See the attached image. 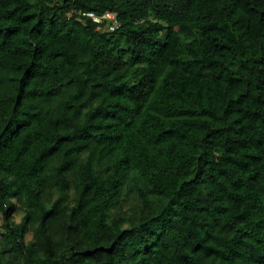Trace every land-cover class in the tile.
Here are the masks:
<instances>
[{"label": "trees", "instance_id": "1", "mask_svg": "<svg viewBox=\"0 0 264 264\" xmlns=\"http://www.w3.org/2000/svg\"><path fill=\"white\" fill-rule=\"evenodd\" d=\"M0 218V264H264V0H0Z\"/></svg>", "mask_w": 264, "mask_h": 264}, {"label": "built area", "instance_id": "2", "mask_svg": "<svg viewBox=\"0 0 264 264\" xmlns=\"http://www.w3.org/2000/svg\"><path fill=\"white\" fill-rule=\"evenodd\" d=\"M77 14L86 19H90L94 24L100 25L104 30L111 32L117 30L120 26L116 12L106 11L105 13L98 15L95 12L78 11Z\"/></svg>", "mask_w": 264, "mask_h": 264}, {"label": "rangeland", "instance_id": "3", "mask_svg": "<svg viewBox=\"0 0 264 264\" xmlns=\"http://www.w3.org/2000/svg\"><path fill=\"white\" fill-rule=\"evenodd\" d=\"M22 217H23V212L20 211V212H18V213L15 215V220L19 222V221H21ZM2 233H3V229H2V220H1V218H0V237H1ZM31 238H32V232H28L27 239L30 240Z\"/></svg>", "mask_w": 264, "mask_h": 264}]
</instances>
